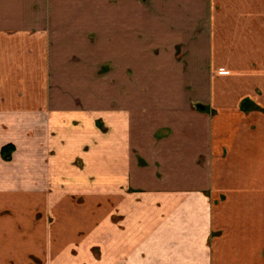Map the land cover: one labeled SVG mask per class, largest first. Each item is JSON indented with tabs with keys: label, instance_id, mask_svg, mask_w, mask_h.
Instances as JSON below:
<instances>
[{
	"label": "crops",
	"instance_id": "0c3cea01",
	"mask_svg": "<svg viewBox=\"0 0 264 264\" xmlns=\"http://www.w3.org/2000/svg\"><path fill=\"white\" fill-rule=\"evenodd\" d=\"M0 264H264V0H0Z\"/></svg>",
	"mask_w": 264,
	"mask_h": 264
}]
</instances>
